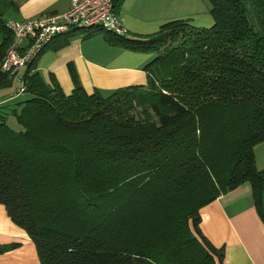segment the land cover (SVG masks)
<instances>
[{"label":"trees","instance_id":"obj_1","mask_svg":"<svg viewBox=\"0 0 264 264\" xmlns=\"http://www.w3.org/2000/svg\"><path fill=\"white\" fill-rule=\"evenodd\" d=\"M207 2L208 27H74L45 46L101 30L110 45L150 54L144 85L87 93L68 62L65 94L34 70L35 58L23 70L10 110L18 128L0 112V205L39 264H223L199 209L244 182L264 224V167L253 151L264 141V0ZM5 21L0 12V60ZM12 81L0 71V88Z\"/></svg>","mask_w":264,"mask_h":264},{"label":"crops","instance_id":"obj_2","mask_svg":"<svg viewBox=\"0 0 264 264\" xmlns=\"http://www.w3.org/2000/svg\"><path fill=\"white\" fill-rule=\"evenodd\" d=\"M68 5L69 0H0V12L4 20H22L44 12H60ZM115 11L129 33H151L176 19L197 27L212 24L207 0H123ZM83 34L74 31L65 46L55 51L46 47L36 55L34 70L45 82L52 78L68 94L72 84L66 64L70 62L87 93L96 89L105 96L117 88L145 84L143 67L150 54L110 45L101 30L88 37ZM253 151L256 168H263L264 141ZM199 216L202 235L214 247H223V264H264V224L255 212L247 182L203 205ZM9 243L18 245L0 253V264H39L32 242L0 205V245Z\"/></svg>","mask_w":264,"mask_h":264},{"label":"built area","instance_id":"obj_3","mask_svg":"<svg viewBox=\"0 0 264 264\" xmlns=\"http://www.w3.org/2000/svg\"><path fill=\"white\" fill-rule=\"evenodd\" d=\"M4 26L11 38L0 60V71L12 75L18 83L10 97L23 92V70L54 36L74 27H100L116 35L126 32L113 0H69L63 11L44 12L22 20L7 19Z\"/></svg>","mask_w":264,"mask_h":264},{"label":"rangeland","instance_id":"obj_4","mask_svg":"<svg viewBox=\"0 0 264 264\" xmlns=\"http://www.w3.org/2000/svg\"><path fill=\"white\" fill-rule=\"evenodd\" d=\"M17 87H18V83L15 80H13L10 87L0 88V104L2 105L7 104L6 106H3V108H0V112L7 114L6 123L13 129L18 128V124L15 122L13 116L10 114V110L11 108L14 107L18 108V105H15L14 103H16L18 99H21L22 96L21 94L20 95L18 94L12 99H8V98L15 93Z\"/></svg>","mask_w":264,"mask_h":264}]
</instances>
